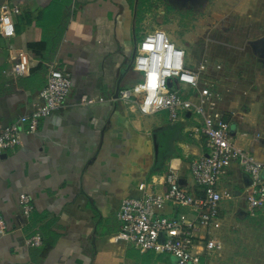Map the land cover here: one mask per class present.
Wrapping results in <instances>:
<instances>
[{"label":"crops","instance_id":"0c3cea01","mask_svg":"<svg viewBox=\"0 0 264 264\" xmlns=\"http://www.w3.org/2000/svg\"><path fill=\"white\" fill-rule=\"evenodd\" d=\"M186 5L202 13L209 6L218 21L225 6L235 27L257 24L256 47L264 52V0H0V16L9 13L14 27L10 38L0 37V132L41 103L47 64L64 68L72 83L60 110L42 118L34 133H21L14 150L0 153V264H173L171 257L115 241L117 214L124 199L140 195V184L165 190L169 172L188 193H198L191 165L205 155L199 121L190 113L176 123L168 114L145 115L117 91L141 79L133 61L144 35L167 34L170 7ZM15 8L18 14L10 12ZM20 52L29 56V71L18 78L12 66ZM216 65L220 83L208 81L220 96L215 110L232 125L237 147L264 164V68L246 69L257 81L241 95L243 83ZM237 168L227 173L233 191L220 189L231 194L218 205L220 229L237 204L240 216L264 210L248 213V179ZM22 194L34 209L27 219L18 208ZM220 229L211 233L219 245ZM33 236L41 238L40 247L26 245Z\"/></svg>","mask_w":264,"mask_h":264},{"label":"built area","instance_id":"2783aa9c","mask_svg":"<svg viewBox=\"0 0 264 264\" xmlns=\"http://www.w3.org/2000/svg\"><path fill=\"white\" fill-rule=\"evenodd\" d=\"M10 12L19 11L15 8ZM13 33V23L6 12L0 16V37L7 39ZM185 57V50L162 30L147 33L139 42L133 61V69L141 79L117 95L125 103L135 102L145 115L167 112L172 123L185 113L197 118L205 149V155L191 165L198 193L186 192L172 172L163 176V191H158L155 184H140L139 196L120 203L119 231L114 240L141 253L171 257L173 264H207V257L220 246L211 234L221 227L218 205L231 197L228 191L217 188L219 180L233 165L241 169L248 179L247 211L253 216L256 209L264 207V164L237 147L230 124L215 110L220 96L205 78L206 62L189 68ZM215 69L221 66L216 65ZM28 71L29 56L20 52L12 73L19 78ZM71 89L69 73L56 63L47 64L45 85L38 95L41 103L0 132V153L14 150L21 143V133H34L42 118L60 110ZM136 96L142 100L138 102ZM18 208L26 219L34 211L31 199L24 194L19 196ZM180 208H187L190 215L174 212ZM4 233L5 223L0 215V234ZM26 245L40 247L41 238L33 236Z\"/></svg>","mask_w":264,"mask_h":264},{"label":"rangeland","instance_id":"374dc122","mask_svg":"<svg viewBox=\"0 0 264 264\" xmlns=\"http://www.w3.org/2000/svg\"><path fill=\"white\" fill-rule=\"evenodd\" d=\"M170 9L173 18L168 23L170 28L166 32L177 46L185 50L187 67L193 68L205 61L209 71L205 78L219 85L221 78L215 77L212 69L216 63H220L227 78L232 77L243 83L239 93L241 95L247 91L245 84L256 83V78L253 80L247 78L246 69H255L254 72L257 74L258 67L264 68V52L256 47V44H259L257 39L260 38L257 24L235 27L236 25L228 22L230 18L225 6L221 8L224 10L222 12L224 16L220 17V21L213 18L214 10L209 6L205 13L189 5L171 6ZM155 18L158 19L157 14ZM218 90L221 91L222 88L218 86ZM136 100L140 102L142 97L136 96ZM247 104L246 99L241 100V105ZM158 114L167 116V112ZM237 169L242 172L239 167ZM217 188L233 191L235 182L230 178V174L221 177ZM234 198L231 202H237L236 197ZM231 210L233 212H226L225 224L220 229L221 243L210 264H264V210L253 218L238 215L244 210L241 204H237L236 209ZM179 213L190 215L187 208H180Z\"/></svg>","mask_w":264,"mask_h":264},{"label":"water","instance_id":"95a60500","mask_svg":"<svg viewBox=\"0 0 264 264\" xmlns=\"http://www.w3.org/2000/svg\"><path fill=\"white\" fill-rule=\"evenodd\" d=\"M262 41H264V39H263ZM117 92H118V91H117Z\"/></svg>","mask_w":264,"mask_h":264}]
</instances>
